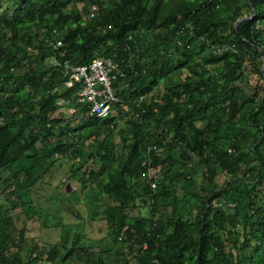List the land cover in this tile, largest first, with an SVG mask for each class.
<instances>
[{
  "label": "trees",
  "instance_id": "1",
  "mask_svg": "<svg viewBox=\"0 0 264 264\" xmlns=\"http://www.w3.org/2000/svg\"><path fill=\"white\" fill-rule=\"evenodd\" d=\"M96 57L122 72L106 119L66 85ZM263 57L264 0H0V264H264ZM58 158L112 242L65 222L27 250Z\"/></svg>",
  "mask_w": 264,
  "mask_h": 264
},
{
  "label": "rangeland",
  "instance_id": "2",
  "mask_svg": "<svg viewBox=\"0 0 264 264\" xmlns=\"http://www.w3.org/2000/svg\"><path fill=\"white\" fill-rule=\"evenodd\" d=\"M71 111L72 110H70L69 113H71ZM93 136L94 134L86 136L80 143L82 149L87 153L96 146ZM54 170L58 171L52 173ZM69 170L70 162L63 158H58L53 167L50 168L52 174L50 177L46 178V181L49 182V184L44 186V189L39 190V194L42 195L43 198L48 195L50 196L53 189L58 186L62 187L63 197L61 196L62 198H59V203H55V201L52 200L53 198L46 200L49 202H43V208L40 207L39 209L41 210V214L48 213L45 218H30L32 216L30 215L31 213H28L27 217L24 213L20 214V219L17 223L23 224V219L27 218V224L30 228V235H28L29 237L26 245L27 250H30L32 245H35L40 241V235L45 237L49 234L50 240L56 241L57 235L54 225H59L65 222L69 224V227H67L68 229L65 231V226H62L58 231L60 234L64 233V241L65 243L68 242L67 244L70 243L71 237L74 235L73 233L76 232L83 234L84 240L87 239L84 241V244L88 245L89 248L97 249L98 245H102V243L105 244L112 242L111 238L106 235V227L101 220L103 217V206L100 203L97 204L96 201L94 202L90 197L86 198L85 192L80 190L75 180H70L69 182L67 181L65 185L63 184V181L66 180L69 174ZM157 172L158 170H155V173ZM3 206L5 208L7 207L6 205ZM193 211L194 213H200L202 209L200 206H193ZM142 212H145V210H142ZM11 213H14V211L12 210ZM81 223L83 224L81 225ZM28 254L29 252L27 253V256Z\"/></svg>",
  "mask_w": 264,
  "mask_h": 264
},
{
  "label": "built area",
  "instance_id": "3",
  "mask_svg": "<svg viewBox=\"0 0 264 264\" xmlns=\"http://www.w3.org/2000/svg\"><path fill=\"white\" fill-rule=\"evenodd\" d=\"M94 11L95 6L93 5L90 8L91 16ZM56 45H61L60 40L57 41ZM63 65L70 71L66 85L69 87L74 83L80 84L76 103L86 105L90 113L97 118H108L117 100L113 83L118 76L122 75L118 62L109 57H96L88 64L70 65L68 62H64ZM61 101L63 102V100ZM123 108L126 109L127 106L123 105ZM152 173L151 169L142 175H145L146 180L149 181ZM150 185L154 187V182L150 181Z\"/></svg>",
  "mask_w": 264,
  "mask_h": 264
},
{
  "label": "water",
  "instance_id": "4",
  "mask_svg": "<svg viewBox=\"0 0 264 264\" xmlns=\"http://www.w3.org/2000/svg\"><path fill=\"white\" fill-rule=\"evenodd\" d=\"M253 16V15H252ZM252 16H244L240 19L237 20L238 21H242V20H245V19H249L251 18ZM237 22L235 23V26L237 25ZM264 59V57H263ZM264 68V63H263V66H262V69ZM199 131L197 130L196 127L193 128V134H192V143H193V146L196 145V141H197V135H198Z\"/></svg>",
  "mask_w": 264,
  "mask_h": 264
},
{
  "label": "clouds",
  "instance_id": "5",
  "mask_svg": "<svg viewBox=\"0 0 264 264\" xmlns=\"http://www.w3.org/2000/svg\"><path fill=\"white\" fill-rule=\"evenodd\" d=\"M119 239H120V237H119ZM145 246V245H144Z\"/></svg>",
  "mask_w": 264,
  "mask_h": 264
}]
</instances>
